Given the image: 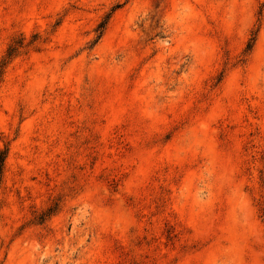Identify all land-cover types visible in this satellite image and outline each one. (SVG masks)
Masks as SVG:
<instances>
[{
    "label": "rangeland",
    "instance_id": "obj_1",
    "mask_svg": "<svg viewBox=\"0 0 264 264\" xmlns=\"http://www.w3.org/2000/svg\"><path fill=\"white\" fill-rule=\"evenodd\" d=\"M0 264H264V0H0Z\"/></svg>",
    "mask_w": 264,
    "mask_h": 264
},
{
    "label": "trees",
    "instance_id": "obj_2",
    "mask_svg": "<svg viewBox=\"0 0 264 264\" xmlns=\"http://www.w3.org/2000/svg\"><path fill=\"white\" fill-rule=\"evenodd\" d=\"M4 160H5V152L3 150H0V179L3 171Z\"/></svg>",
    "mask_w": 264,
    "mask_h": 264
}]
</instances>
